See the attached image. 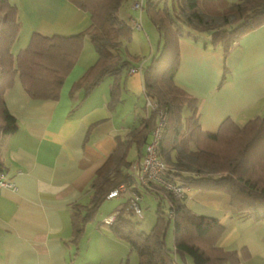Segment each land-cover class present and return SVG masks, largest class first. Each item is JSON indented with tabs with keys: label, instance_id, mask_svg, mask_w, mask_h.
<instances>
[{
	"label": "crops",
	"instance_id": "crops-1",
	"mask_svg": "<svg viewBox=\"0 0 264 264\" xmlns=\"http://www.w3.org/2000/svg\"><path fill=\"white\" fill-rule=\"evenodd\" d=\"M11 1L18 7L20 21L11 48L14 56L27 46L33 32L69 35L90 24L89 14L67 0ZM145 1L140 10L131 8L133 0L119 10L132 33L121 41L127 62L117 82L107 75L89 90L78 83L97 59L85 37L56 99L30 97L19 76L4 90V103L18 129L0 138L1 167L15 187L0 188V264H73L87 227L73 242V206L88 201L90 182L117 138L126 140L153 111L146 105L143 71L161 39L145 14ZM133 19L141 28H134ZM178 53L173 80L197 99L201 130L214 133L224 119L243 126L255 116H264V22L244 32L226 55L221 45L210 43L209 33L196 39L180 37ZM114 84L119 93L113 99ZM188 114L189 110L183 117ZM151 138L152 131L148 141ZM184 198L196 214L225 225L218 246L248 252L239 264H264V220L237 215L228 195L220 191L188 188ZM96 225L99 229L100 222ZM103 237L109 247L121 246L118 238ZM116 252L121 264L125 251Z\"/></svg>",
	"mask_w": 264,
	"mask_h": 264
},
{
	"label": "trees",
	"instance_id": "trees-1",
	"mask_svg": "<svg viewBox=\"0 0 264 264\" xmlns=\"http://www.w3.org/2000/svg\"><path fill=\"white\" fill-rule=\"evenodd\" d=\"M67 1L89 14V26L69 35L33 32L27 46L14 56L11 48L20 29L19 10L11 0H0V138L18 129L17 120L3 99L4 90L16 76L30 97L56 99L85 37L97 53L95 63L79 78L78 83H83L86 90L104 76L118 79L127 62L122 57L121 41L130 38L132 29L118 13L128 0ZM143 9L161 39L160 47L143 71L144 93L157 106L141 126L128 133L126 140L117 138L116 147L90 182L88 201L73 206V242L81 237L86 224L94 220L107 193L123 185L118 196L125 194L127 198L110 213L113 219L108 225L111 234L135 252L137 264H176L175 257L184 261L188 256L193 264H239L248 257L245 249L238 251L217 245L225 225L216 218L193 212L184 201L185 195L175 197L157 184L143 183L139 164L158 112L162 111L165 125L157 155L173 177L187 189L223 192L237 215L264 220V116H255L243 126L224 119L216 132L203 131L198 123L197 99L173 80L180 37L196 39L199 34L209 33L210 43L221 45L226 55L244 32L264 22V0H146ZM118 93V85L114 84L112 98ZM185 109L189 114L183 117ZM220 145H226L225 150L216 147ZM131 147L135 152L132 159ZM132 163L136 164L133 171ZM0 171L5 172L1 163ZM139 184L158 199L155 222L147 232L139 230L130 218L136 214L130 207L135 196L140 207ZM170 222H173V249L165 242Z\"/></svg>",
	"mask_w": 264,
	"mask_h": 264
},
{
	"label": "rangeland",
	"instance_id": "rangeland-1",
	"mask_svg": "<svg viewBox=\"0 0 264 264\" xmlns=\"http://www.w3.org/2000/svg\"><path fill=\"white\" fill-rule=\"evenodd\" d=\"M186 111L187 110L185 109L183 112L184 115ZM225 146L226 145H220L216 147L225 150ZM134 157L135 152L133 147H131L129 151V158L132 159ZM138 188L140 189L141 193L139 198L141 214H131L130 218L136 223V226L139 230L147 232L155 222V209L158 199L153 193L144 190L140 184L138 185ZM126 198L127 196L125 194H121L118 197L103 200V202L100 204V207L97 209L94 221L87 223L86 234L84 233L83 237L81 238L78 254L73 261V264H118L119 256L117 255L116 251L121 250L125 251L121 264H137L135 252L130 250L126 242L123 244V240H118L121 241V246L119 244H112L114 242L111 241L112 247H109L105 241H101L105 239V237L102 238V236H106V234L108 236L112 235L109 231V225L102 223V221H104L105 217H109V215H111L110 213L120 206V204L123 203ZM166 208L167 207L165 205V209ZM97 221L100 222L99 229L96 228ZM112 237L114 236L112 235ZM98 241H100V243H97ZM165 242L168 248L173 249V222H170L169 226L167 227ZM122 245H126V248H122ZM175 258L177 260L176 264H193L192 258L189 256L186 257L184 261L179 257Z\"/></svg>",
	"mask_w": 264,
	"mask_h": 264
},
{
	"label": "built area",
	"instance_id": "built-area-1",
	"mask_svg": "<svg viewBox=\"0 0 264 264\" xmlns=\"http://www.w3.org/2000/svg\"><path fill=\"white\" fill-rule=\"evenodd\" d=\"M142 5V0H133L132 8L139 10ZM134 28H141L140 23L133 19ZM146 105L152 110L156 109V103L146 97ZM165 125V113L162 111L158 112L156 125L152 130V138L145 147V156L142 162L139 164L140 180L143 183L151 182L157 184L164 189L170 191L175 197H183L186 193L187 188L181 184L178 180L173 177L172 173L169 172V168L164 161L157 155V145L159 143L161 132ZM136 164H131L130 170L133 171ZM0 188H12L14 189L13 183L8 179L6 173L0 171ZM124 186L120 185L118 189L109 191L106 195L107 199H111L118 196L119 190H123ZM137 197L131 200L130 207L136 214L141 213V209L137 204ZM171 215V214H170ZM113 219V215L105 218L106 223H110Z\"/></svg>",
	"mask_w": 264,
	"mask_h": 264
}]
</instances>
